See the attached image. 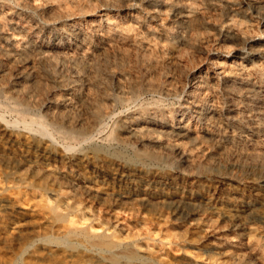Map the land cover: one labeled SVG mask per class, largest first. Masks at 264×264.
Instances as JSON below:
<instances>
[{"label": "bare ground", "instance_id": "6f19581e", "mask_svg": "<svg viewBox=\"0 0 264 264\" xmlns=\"http://www.w3.org/2000/svg\"><path fill=\"white\" fill-rule=\"evenodd\" d=\"M249 7L264 12V0H0V97L12 100L18 114V121L11 125L0 117V264H171L167 257L158 256L160 250L130 239L129 230L118 225L130 227L125 221L139 218L138 207L159 211L162 204L147 196L128 198L104 182L87 178L62 182L50 167H90L113 180L132 174L124 163L107 159L104 152L82 150L91 145L111 113L108 100L91 92L98 84L90 76L79 78L81 66L109 54L119 66L133 56L139 58L137 72L113 74L115 99L128 101L137 83L145 91L183 95L177 113L153 108L117 118L119 131L111 132L109 138L136 145L135 161L147 160L154 166L151 173L135 171L138 177L162 187L200 194L213 190L214 194L218 187L199 171L220 172L226 167V154L235 157L242 151L237 141L254 147L245 158L257 159L252 162L262 167L264 151L258 139L264 131L251 126L249 115L264 112V24L248 16L244 29L236 30L232 19L221 21L220 29L210 23L223 13L244 15ZM205 32V39L194 41ZM169 39L177 42V49L158 46ZM182 48L200 54L197 71L181 64ZM59 66L68 68L75 82L67 84L64 74L48 79L40 75L42 69ZM171 70L181 72L178 81L168 75ZM160 79L165 86L161 89ZM49 83H56L64 93L46 90ZM39 94L44 96L42 103L49 105L46 119L56 137L43 124L32 128L34 123L22 116L39 101ZM71 145L81 149L68 154ZM169 157L181 162L180 169L159 171L158 166L167 164ZM221 181L218 178L216 183L224 187ZM129 200L135 202L130 207L126 205ZM165 200L176 202L174 197ZM115 208L125 215L124 222L117 220V214L112 223L104 216L117 213ZM225 215L229 220L236 218L230 212ZM150 216H140L141 224L153 222ZM199 229L200 224L194 225L193 233ZM232 260L226 257L215 262Z\"/></svg>", "mask_w": 264, "mask_h": 264}, {"label": "rangeland", "instance_id": "374dc122", "mask_svg": "<svg viewBox=\"0 0 264 264\" xmlns=\"http://www.w3.org/2000/svg\"><path fill=\"white\" fill-rule=\"evenodd\" d=\"M131 3L129 4L130 8H135V5ZM249 8L244 9L243 11L244 15L232 16V14L223 13L220 17L212 18L214 20L211 19L210 23L214 25L216 29H220L222 22L224 23L232 19L233 20L232 23H234L235 25L234 28L236 30L244 29L245 26H247L245 23L246 19L244 17L248 16L247 18L250 17L252 18V20L264 24V12L258 13L252 7ZM28 15L33 16V18L36 17V19L38 18L36 15H34L31 12L28 13ZM204 22L208 24L207 20H205ZM234 28L233 26H231V29ZM263 29L264 28H261V30ZM207 34L208 32H205L201 37L197 36V38L194 41L199 42L205 39ZM158 46L159 47L164 46L165 48L172 47L173 49L178 48L177 42L173 39H169L166 42L159 43ZM109 55L110 56L106 57L107 60L105 58H99L90 64L87 65L84 64L81 66L82 72L80 73L79 78L85 80L90 76L92 78L91 80L95 81V83L98 84L96 87L92 88L91 92L93 94L101 95L104 99L108 100L107 108L111 113L107 118L103 119L101 124V131L94 134V138H93L94 142L92 141L90 146H87V148L83 147L82 150H85V152L88 153L92 151H97L98 153L100 151L104 152L106 154L107 159L117 161L120 164L124 163L122 165L127 167V169L131 170L132 174L129 175L128 177H123L122 179L113 180L112 178H110L109 175H104L101 171L95 169L93 170V168L90 167H89L90 170L88 167L84 169L82 168L73 169L67 166H62V165L59 166V164H56V166L54 165L55 167L53 166L54 168L52 166L50 167V170L53 173V175H55V177L58 176L57 178L58 179L60 178L59 180L62 182L73 181L74 178L75 180L78 178L79 179L87 178L92 181L94 180L95 182L98 181L104 182L105 184L109 185L108 187L111 188V191L125 195L128 198L129 197L134 198V196H147L149 199H151V201L154 200L153 203L159 202L160 204H162L161 205L162 209H160L159 211L151 210V209L145 210L140 207L137 208L138 215L139 214L140 216L144 215L145 217L147 215H151L150 217L155 220V221L153 220V222H150L147 226L141 224L142 218L140 216L139 218H135L134 220L125 221L126 224H129L130 227L122 226L123 223L121 225L120 224L118 225L119 228H123V230L125 229L129 230V234L127 235L130 237V239L138 241L139 243H147L151 247H153L154 250L156 249L160 250L159 251L160 254L158 256H160V258L162 259H166L165 257H167V259L171 261V264H190V262H196V263L213 262L214 264H216L217 262L215 261H220L221 259H224L226 257L233 258L232 260L233 262H230L229 264H264V194H263L264 165L260 167L252 162V161H257V159L245 158V157H250L247 156V153L251 154L252 151L250 150L251 148L254 147L240 144L237 141L236 144L237 148L242 149V151H238L236 156L232 157L231 154L228 153L230 150L227 149V151L225 152V154L228 153L225 155V157L227 156V159L225 160L227 165L226 164L224 165L226 167L222 168L221 171L218 172L219 174L215 172L211 173L209 168H206V170L202 168L200 169L201 171L199 172L201 174L203 173L207 175L210 179V183L218 187L217 188L218 192L215 191L214 194H212L213 190L207 194H200V193L186 192L182 190L180 187H175V188L164 187V186L162 187L157 183L149 182V181L147 182L146 180H143L142 178L138 177V175L135 174L137 173L135 171L139 169L143 173L144 172L151 173L152 170L154 169V166L151 162L147 160L135 161V157L138 154V148L136 145L124 144V143L118 144V142L113 141L109 138L111 132L119 131L118 128H116V123L118 121L117 118L118 119L125 118L128 115L131 114L135 115L136 113L141 112L142 110L150 111L153 108L165 114H167V112L177 113L180 109L179 107H181L180 102L182 103L183 95L182 92L180 91L177 93H173L169 96H165L160 91L158 92L156 90L145 91L143 88L144 86L137 83L136 85L139 87L138 89L135 90L136 92L135 91L132 92V94L130 95V99L128 101H121L119 99H115L114 98L115 93L113 91L114 81L112 79L113 74L120 72L126 73L130 70L137 72L139 66V58L133 56L129 60L131 63L130 62L128 64L123 63V65L119 66L117 59H115L112 54ZM198 55H200L198 52H194V50L190 48H182L181 59H180L181 64L183 66L186 64L185 68L191 67L194 71H197L198 68H196V64L200 58ZM129 67H131V69ZM40 73H41L40 75L44 79H48L51 76L52 77L55 76L58 78L63 76L64 74L63 77L65 82L66 81L68 83L75 82L74 75L68 68L59 66L57 68H52L50 70L42 69ZM170 73L168 75L171 76V78L176 79L177 81L182 75L179 70L176 72H174V70L173 71L171 70ZM158 81L159 79L156 80L157 83H159ZM160 81L161 82L159 85L161 89L164 88L165 86L164 83H162V79H160ZM152 82H154V80H152ZM7 86H12V84H7ZM4 88H8V87H4ZM77 88L79 92L83 91L82 87L77 86ZM45 89L53 90L57 92L56 93L57 95H61L64 93V89L56 85V83L55 84L49 83L48 87ZM103 91L105 92L102 93ZM42 92H45V90H43ZM39 97L40 99L39 101H37L36 103L37 105L36 104L33 105L32 107L29 108V110L28 109H25L24 111L22 110L23 111L22 116L24 117L25 121L29 124L34 123V125L35 124L39 125L40 123L45 125L46 131L47 132L50 131L49 133L52 132V135L55 136L52 126L50 127L46 119V114H48L49 112V105L46 104V101L42 103L43 102L42 99H44L43 94L41 95L39 94ZM39 97H37V99L34 98V100H38ZM164 98L165 100H163ZM253 103L255 102L253 101ZM14 107H15V103L12 100H6L4 97H0V117L2 119L1 115H3L4 121L8 122V124L10 123V125L12 123H15L14 120L18 121L17 119L18 114L14 112L13 110L15 109ZM84 108L85 107H83V109ZM35 109L37 111H35ZM79 114L80 113L75 114L76 119L80 118ZM40 116L43 118V120L42 118H40ZM249 116H250L251 126H253L255 129L264 131V112H262L258 116L254 114H250ZM7 119L10 120L8 121ZM236 121L239 124L241 123L239 122L238 119ZM34 125H31L32 128L35 127L34 129H38L39 126L38 125L34 126ZM110 129L113 130L111 131ZM258 140H259L258 143L259 149L261 150L263 149L264 151V137H260ZM71 146H73V148L69 150L70 152H68V154L70 153L74 154L75 152L79 151V149H81L79 146L76 145H71ZM74 148L76 149L74 150ZM94 157H97L96 153ZM99 165L103 166L100 163ZM138 166L141 168H139ZM210 166H212V164ZM103 167L105 168V165ZM180 167H181V162L177 158L169 157L168 163L158 166L159 168L158 170L161 172L164 171L167 172V171L180 169ZM79 175L83 177L81 178ZM216 177L222 178L221 183H225L224 187L221 186V184L216 183L218 179ZM170 197H174V199H176V202L168 204L167 200L165 199ZM133 203L135 202L129 200L126 205L130 207V205H132ZM115 209H116L115 212L117 213L114 214V212H112L107 216L106 214L104 215L105 217L107 218L109 217L111 219L110 223L113 222L114 215L116 214L118 216L117 220H119V222L123 221L122 218L125 216L123 213H121V210L118 211L117 208ZM226 212H230L231 214L236 215V218L233 220L227 219L225 215ZM157 219L160 220L159 222V224L161 223L160 225L157 224L158 223ZM196 224H200V229L198 230V234H194L192 230L194 225ZM151 232H153L154 234ZM125 235L126 234H123V236ZM168 235L169 236L171 235L170 238ZM139 237H141L142 240ZM199 238H201V240H199Z\"/></svg>", "mask_w": 264, "mask_h": 264}]
</instances>
